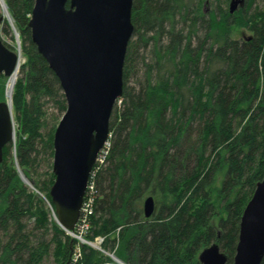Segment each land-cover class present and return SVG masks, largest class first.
Segmentation results:
<instances>
[{"label": "trees", "instance_id": "trees-1", "mask_svg": "<svg viewBox=\"0 0 264 264\" xmlns=\"http://www.w3.org/2000/svg\"><path fill=\"white\" fill-rule=\"evenodd\" d=\"M228 1L132 0L123 90L104 160L93 168L85 235L105 236L104 248L128 264H200V250L212 243L232 264L241 213L264 175V6L241 0L230 12ZM33 2L4 0L24 61L11 94L15 137L0 160V264H41L50 248L55 264H105L86 244L72 260L77 240L49 218L42 199L50 201L54 174L33 177L40 156L52 158L55 123L66 107L30 37ZM235 24L250 33L232 37ZM1 29L10 34L5 20ZM6 78L0 73V101ZM47 102L56 113L47 114ZM150 188L158 204L146 218L138 201Z\"/></svg>", "mask_w": 264, "mask_h": 264}, {"label": "water", "instance_id": "water-1", "mask_svg": "<svg viewBox=\"0 0 264 264\" xmlns=\"http://www.w3.org/2000/svg\"><path fill=\"white\" fill-rule=\"evenodd\" d=\"M0 2L5 17L7 13L6 18L0 16V24L6 20L15 29L6 5ZM237 2L241 0L230 1V12ZM131 9L132 0L33 2L28 20L30 37L55 74L66 105L53 131L54 180L48 191L54 221L64 230L74 229L91 170L110 136L109 119L122 95L124 58L133 33ZM15 42H18L16 35ZM19 55L18 43L13 50L0 38V73L8 77L19 69ZM13 139L10 98L0 101V160L3 147ZM17 170L20 179L32 187ZM142 211L146 218L154 212L151 195L145 197ZM263 256L264 175L241 213L232 264H260ZM198 260L200 264H225L227 256L212 243L200 250Z\"/></svg>", "mask_w": 264, "mask_h": 264}, {"label": "rangeland", "instance_id": "rangeland-1", "mask_svg": "<svg viewBox=\"0 0 264 264\" xmlns=\"http://www.w3.org/2000/svg\"><path fill=\"white\" fill-rule=\"evenodd\" d=\"M3 2H4V0H2ZM229 1H231V0H229ZM229 1H228V3H229ZM206 2H207V0H206ZM241 2H237V3H234V12H235V10H237V8L238 7H240V5L242 6V3L240 4ZM5 4V3H4ZM227 7H228V4L226 5ZM254 6H258V7H260V8H262L263 6H264V0H256V2L254 3ZM2 5H1V2H0V16H2V13H3V11H2ZM206 7H207V5H206ZM208 7H209V5H208ZM6 10H7V8H6ZM8 12V11H7ZM4 18V17H3ZM6 21V20H5ZM7 23V22H6ZM8 24V23H7ZM12 24H13V22H12ZM9 26V25H8ZM14 26V25H13ZM1 27L2 26H0V36H1V38H2V40L3 41H5V42H7L11 47H9V48H11V49H13V50H15L16 49V47H15V45L18 43L19 44V61H20V63H22L23 61H24V57L22 56V53H21V46H20V39H19V35H18V32H17V34H16V31L17 30H15V29H12L11 27H10V34L9 33H4L3 31H2V29H1ZM15 28V27H14ZM14 30H15V32H14ZM250 32L247 30V29H245V28H243V27H241V26H239V25H237V24H235V25H233L232 26V29H231V36L232 37H234V38H239L240 36H241V34L242 35H248ZM17 36V39H18V42H15V39H14V36L15 35ZM11 35H12V37H11ZM133 70H134V73L132 74V76L130 77V79H129V83L130 84H133V85H135V83H136V81H137V79L139 78V77H137V76H140V74L139 73H141V71H142V66H141V64L140 63H138V65H135V68H133ZM6 83V82H5ZM45 109H46V111H47V114L48 115H52V114H54V113H56V109H55V107L53 106V104H52V102H47L46 104H45ZM50 123V122H49ZM48 123V125H47V127H51L53 124H49ZM13 124H14V130H15V127H16V123L14 122V119H13ZM55 124H57V122L55 123ZM56 126V125H55ZM14 140V139H13ZM13 142V141H12ZM50 165H52V158H50V159H48V157L47 156H40V162L38 163V166H36V168H34L35 169V171H33V177L37 180V179H41V180H44V179H46V176H47V174L49 173V171L51 170V166ZM18 171V170H17ZM18 175H19V172H18ZM220 178H221V174L220 175H217V177H216V179H215V181H214V184L215 185H218L219 184V181H220ZM32 184V183H31ZM28 185V184H27ZM28 188H30V190H34L33 189V185H32V187L31 186H29L28 185ZM36 189V188H35ZM35 192H37L38 193V196L39 197H41L40 195H43V193H41V192H38V191H36V190H34ZM148 195H151L152 197H153V200H154V211H156V208H157V204H158V194L156 193V191L154 190V189H152V188H150L149 190H147L146 191V193L142 196V198L138 201V206H139V208H140V210H141V212H143L142 211V207H143V201H144V199H145V197L146 196H148ZM44 196V195H43ZM42 198V197H41ZM43 199V201H44V204L46 205V209L50 212V210H49V206H48V204H47V202H46V200L48 201V199L45 197V199L46 200H44V198H42ZM49 218L50 219H52L53 220V218H52V216H50L49 215ZM26 223H27V227L28 228H30L32 225H33V221H32V219H29V220H27L26 221ZM98 236H102V235H98ZM98 236H96V237H98ZM95 237V238H96ZM95 238L94 239H88L87 238V240L89 241V242H94L95 241ZM102 246V249H104V250H106V248H104V246L103 245H101ZM106 251H108V252H110V251H112L113 252V254L118 258V259H120L116 254H115V251L114 250H106ZM98 253L99 254H101L103 257H107L108 258V261L107 262H105V264H107L108 262H110L111 261V259H110V256L109 255H107L106 253H104V252H102L101 250H98ZM100 255V256H101ZM121 260V259H120ZM123 261V260H122ZM123 262H125V261H123ZM125 263H127V262H125ZM41 264H55L54 263V261H53V256H52V248H50L49 249V253L43 258V261L41 262ZM128 264V263H127Z\"/></svg>", "mask_w": 264, "mask_h": 264}, {"label": "built area", "instance_id": "built-area-1", "mask_svg": "<svg viewBox=\"0 0 264 264\" xmlns=\"http://www.w3.org/2000/svg\"><path fill=\"white\" fill-rule=\"evenodd\" d=\"M107 146H108V142L99 151L95 164L96 163L101 164L103 162ZM93 174H94V169H92V171L90 173L89 180L87 182V188H86L83 200H82V204H81L80 211H79V216H78V219L75 223L74 229L71 231L70 230H64L70 237L77 240V245L74 248L72 260L76 261L78 259V257L80 256L81 244H86L90 247H93L96 250H101L102 252L109 255L111 261L108 262L107 264H127V263L123 262L122 260L118 259L113 254L112 251L108 252V251H106L108 249H106V250L102 249L101 245H102V242H103L105 236L96 237L95 241L93 243L89 242L85 236L86 232L88 231L89 226H90V215L93 212V203H94V199L96 196V191L94 189L93 182L91 181ZM47 204L49 206L50 216H52V218L55 219V213H54L53 207L49 204V202H47Z\"/></svg>", "mask_w": 264, "mask_h": 264}, {"label": "bare ground", "instance_id": "bare-ground-1", "mask_svg": "<svg viewBox=\"0 0 264 264\" xmlns=\"http://www.w3.org/2000/svg\"><path fill=\"white\" fill-rule=\"evenodd\" d=\"M2 5V4H1ZM2 15L4 18L7 17V13H6V17H5V10L4 7L2 6ZM18 76V69L16 68L7 78H6V83H5V99L9 100L11 98V94H12V89L14 86V83L16 81V78Z\"/></svg>", "mask_w": 264, "mask_h": 264}, {"label": "flooded vegetation", "instance_id": "flooded-vegetation-1", "mask_svg": "<svg viewBox=\"0 0 264 264\" xmlns=\"http://www.w3.org/2000/svg\"><path fill=\"white\" fill-rule=\"evenodd\" d=\"M2 24H3V21L1 22L0 26H2ZM1 28H2V27H1Z\"/></svg>", "mask_w": 264, "mask_h": 264}]
</instances>
